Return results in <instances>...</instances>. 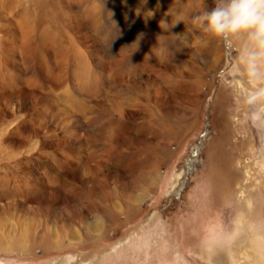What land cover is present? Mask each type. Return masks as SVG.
Returning a JSON list of instances; mask_svg holds the SVG:
<instances>
[{"label":"rangeland","instance_id":"374dc122","mask_svg":"<svg viewBox=\"0 0 264 264\" xmlns=\"http://www.w3.org/2000/svg\"><path fill=\"white\" fill-rule=\"evenodd\" d=\"M45 2L0 0V264H264V54L213 0Z\"/></svg>","mask_w":264,"mask_h":264},{"label":"clouds","instance_id":"9594fccd","mask_svg":"<svg viewBox=\"0 0 264 264\" xmlns=\"http://www.w3.org/2000/svg\"><path fill=\"white\" fill-rule=\"evenodd\" d=\"M213 4L197 17L203 33L222 39L247 35L257 55L264 54V0H213Z\"/></svg>","mask_w":264,"mask_h":264},{"label":"bare ground","instance_id":"6f19581e","mask_svg":"<svg viewBox=\"0 0 264 264\" xmlns=\"http://www.w3.org/2000/svg\"><path fill=\"white\" fill-rule=\"evenodd\" d=\"M8 1V0H7ZM4 2V1H3ZM10 7L17 2V0H9ZM29 6L25 8V11L23 14H21V18H34V21L38 22L39 24H50L51 23V18L48 16V10L46 9L49 7L45 0H29ZM9 8V7H8ZM10 11V10H9ZM0 19H1V13H0ZM237 40L240 42L242 47L245 49L249 48V37L247 36H238L236 37ZM14 247H17L15 244Z\"/></svg>","mask_w":264,"mask_h":264}]
</instances>
